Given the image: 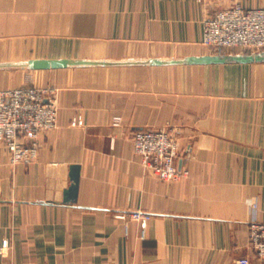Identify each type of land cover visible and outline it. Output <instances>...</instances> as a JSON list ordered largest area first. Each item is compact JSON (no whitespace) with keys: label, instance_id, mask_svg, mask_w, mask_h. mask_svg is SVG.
<instances>
[{"label":"crops","instance_id":"obj_1","mask_svg":"<svg viewBox=\"0 0 264 264\" xmlns=\"http://www.w3.org/2000/svg\"><path fill=\"white\" fill-rule=\"evenodd\" d=\"M264 0H0V63L206 53L204 21ZM57 89V126L38 157L10 163L0 141V264H264L248 245L264 222V62L0 69V90ZM120 117L119 125L115 117ZM76 117L83 125H72ZM186 128L161 180L133 148L142 128ZM72 165L78 199L60 202ZM141 211V220L120 213Z\"/></svg>","mask_w":264,"mask_h":264},{"label":"built area","instance_id":"obj_2","mask_svg":"<svg viewBox=\"0 0 264 264\" xmlns=\"http://www.w3.org/2000/svg\"><path fill=\"white\" fill-rule=\"evenodd\" d=\"M203 43L216 49H264V7L247 8L237 3L219 9L204 21ZM59 109L54 87L31 85L0 90V141L6 145L11 164L29 165L36 161L37 136L57 126ZM120 121L119 116L115 117L114 124L119 125ZM71 123L82 126L84 122L76 117ZM184 133V129L173 126L142 128L133 134V148L144 166L161 180H180L189 174L186 168H179V137ZM118 216L141 220L147 214L134 211ZM248 245L257 256L264 257V222L250 224ZM8 246L7 239L0 240V252L4 253ZM249 261L243 258L240 263Z\"/></svg>","mask_w":264,"mask_h":264},{"label":"water","instance_id":"obj_3","mask_svg":"<svg viewBox=\"0 0 264 264\" xmlns=\"http://www.w3.org/2000/svg\"><path fill=\"white\" fill-rule=\"evenodd\" d=\"M264 49L251 52H219L182 57H130L125 59H89V58H33L22 61L1 62L0 69L26 68L57 69L78 67H110V66H162V65H189V64H222V63H262ZM71 182L64 191L63 199L51 204L73 205L78 199L80 182V166L72 165L70 172Z\"/></svg>","mask_w":264,"mask_h":264},{"label":"rangeland","instance_id":"obj_4","mask_svg":"<svg viewBox=\"0 0 264 264\" xmlns=\"http://www.w3.org/2000/svg\"><path fill=\"white\" fill-rule=\"evenodd\" d=\"M207 49L208 50H206V53H208V54L209 53H219V52H227V53H230V52H251V51H258V50L246 49V48H241V47L216 49V48H212V47L207 46ZM36 86H38V85H36ZM18 87H20V86H18ZM39 87H47V86H39ZM49 87H52V86H49ZM14 88H16V87H14ZM10 89H13V88H10ZM3 90H5V89H3ZM165 127H167V126H165ZM165 127H161V128H158V129H162V128H165ZM173 127L182 128V129L185 130V133L179 137V144H180V139L186 134V128L180 127V126H173ZM144 129H152V128H144ZM154 130H156V129H154ZM180 154H182L181 145H180ZM179 168H182L180 166V164H179ZM2 240H4V239H2ZM8 248H9V246H8ZM6 250H5V252H6ZM5 252L4 253L0 252V253L5 254Z\"/></svg>","mask_w":264,"mask_h":264}]
</instances>
